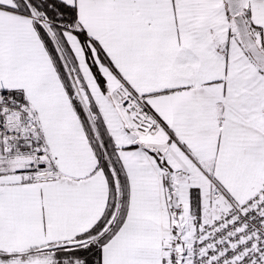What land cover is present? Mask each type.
<instances>
[{
	"label": "snow or ice",
	"instance_id": "obj_1",
	"mask_svg": "<svg viewBox=\"0 0 264 264\" xmlns=\"http://www.w3.org/2000/svg\"><path fill=\"white\" fill-rule=\"evenodd\" d=\"M0 264H264V0H0Z\"/></svg>",
	"mask_w": 264,
	"mask_h": 264
}]
</instances>
